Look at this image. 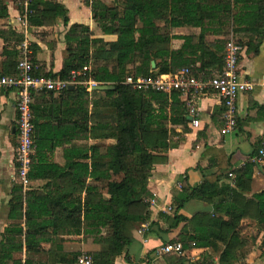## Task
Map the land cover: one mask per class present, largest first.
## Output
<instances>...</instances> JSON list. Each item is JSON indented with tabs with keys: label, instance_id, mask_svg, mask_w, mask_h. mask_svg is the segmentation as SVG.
Returning <instances> with one entry per match:
<instances>
[{
	"label": "trees",
	"instance_id": "obj_1",
	"mask_svg": "<svg viewBox=\"0 0 264 264\" xmlns=\"http://www.w3.org/2000/svg\"><path fill=\"white\" fill-rule=\"evenodd\" d=\"M24 1L0 0V20L8 18L12 3L20 16H25L27 29L53 27L58 20L68 26V10L56 0H26L25 6ZM83 3L90 8L100 35L95 36L86 25H70L63 36L64 58L57 74L41 70L35 60L39 47L35 42L30 47L35 77L63 80L72 71L87 66L89 70L60 96L48 91L32 95L35 149L27 179L45 183L27 189L14 183L8 224L0 234V264H74L80 252L65 250L68 238L91 241L95 247L88 253L92 264H114L121 256L130 263L126 248L133 240L132 232L144 224L151 230L153 225L148 190L152 171L166 163L169 150L184 142L190 129L178 92L133 90L125 84L126 78H155L190 68L196 78L206 80L223 70L230 37L250 58L259 54L264 39V0ZM177 28L198 29L199 33L171 35L170 30ZM40 35L46 33L41 31ZM210 37L214 39L208 40ZM0 39L7 57L2 75L13 76L20 57L15 47L23 42L24 34L0 30ZM172 40L183 43L174 50ZM11 44L14 48L8 51ZM54 47L55 43L50 50ZM89 80L113 90L90 92L83 84ZM263 119L264 105H257L255 117L242 121L237 117L235 127ZM83 136L96 143L87 147L76 144ZM106 140L114 142L101 145ZM263 146L264 142L256 145L253 154L236 169L223 150L205 147L202 158L207 157V163L196 167L200 183L172 194L168 230L181 225L177 242L182 243L183 255L167 254L170 263L185 264L193 248L212 254L223 248L218 264H239L237 252L245 244L240 239L241 221L253 210L249 216L257 220L259 229L264 224V192L245 199L253 174L261 167L251 160ZM58 149L62 150L63 166L50 161ZM192 200L208 204L212 210L186 218L180 211Z\"/></svg>",
	"mask_w": 264,
	"mask_h": 264
},
{
	"label": "crops",
	"instance_id": "obj_2",
	"mask_svg": "<svg viewBox=\"0 0 264 264\" xmlns=\"http://www.w3.org/2000/svg\"><path fill=\"white\" fill-rule=\"evenodd\" d=\"M56 1L63 4L68 10L69 23L67 27H64L62 22L58 20L56 26L36 30L27 29L24 33L20 13L16 5L12 3L8 9V18L0 20V30L2 32L14 31L19 35L24 34L23 40L28 41L30 47L33 42L37 43L39 51L35 54V60L38 67L45 72L52 71L54 74H57L62 67L65 50L63 36L70 25L83 24L88 26L90 32L95 36L100 35L92 20L90 8L84 5L83 0ZM18 5L20 4L18 3ZM41 31L46 33L44 37H41ZM198 33V29L191 28L170 30V34L174 36L197 35ZM213 39V37L208 38L210 41ZM53 43H55V47L51 51L50 46ZM182 43L181 40H172L170 47L176 50L180 48ZM19 45L15 47L17 51ZM3 47L4 42L0 39V75L6 71L7 65V57L4 55ZM12 48H14V45H9L8 51ZM238 72L242 80L252 85V90L241 94L237 100L238 119L242 121L246 117L254 118L256 106L264 105V39L257 56L247 57L244 50H242L238 61ZM90 98L94 99L93 94H90ZM182 100L184 101L183 97ZM197 107L199 127L192 128L190 123L188 124L190 132L185 135L184 142L177 148L169 150L166 163L156 165L149 179L148 190L153 201L150 204V223H153L151 230L148 227V230L143 234H138L137 231L140 227L135 229L132 232L133 240L126 248V257L130 263L126 261L124 256H121L115 260L114 264H172L166 259L168 255L159 254V249L165 243L169 241L177 242L181 238V225L168 230L172 222V194L182 187H193L200 183L201 175L196 167L198 165L205 166L207 163V157L202 158L205 147L223 150L229 156L233 169H236L241 167L253 154L256 145L264 142V119L242 122L238 128L235 127L229 134L221 135L223 107L217 97L209 94L198 100ZM53 114L54 116L57 114L55 110H53ZM17 120L16 93L10 89L0 88V234L8 224L10 193L14 183L17 182L14 162L18 139ZM113 142V140H106L100 143L107 146L113 144ZM94 143L96 142L88 139L87 136H83V138L76 141V144H82L85 147ZM61 155L62 150H56L50 156V161L63 166L64 160ZM261 167H264V165ZM44 183L43 181L29 182L24 189L28 187L40 188ZM179 185H181L180 189H178ZM261 192H264V171L262 170L254 172L251 190L246 194L245 199L251 200L253 194ZM211 210L210 205L192 200L185 204L180 214L190 218L199 212H210ZM250 214L253 216V210L247 213L241 221L243 231L240 233V239L245 244L244 248L237 252L241 259L239 264H264V224L259 229L257 220L251 218ZM68 239H70V242L65 244V250L86 253L84 246H89L90 251L95 249L90 240L85 243L80 242V238ZM42 247L47 248L44 245ZM222 250L223 248H218L216 253L212 254L206 249L193 248L186 255L187 261L185 264H208L211 261L212 264H218V257ZM35 258L39 257L35 256Z\"/></svg>",
	"mask_w": 264,
	"mask_h": 264
},
{
	"label": "built area",
	"instance_id": "obj_3",
	"mask_svg": "<svg viewBox=\"0 0 264 264\" xmlns=\"http://www.w3.org/2000/svg\"><path fill=\"white\" fill-rule=\"evenodd\" d=\"M26 5V0L24 1ZM24 33L27 31L25 16L21 17ZM19 60L16 65V73L13 76L0 75V88L10 89L16 93V111H17V146L15 149V179L23 187L29 184L27 174L30 168L31 160L34 155V142L32 124V95L34 93L48 91L56 95H61L68 87L78 84V78L84 76L89 70V66L84 67L82 71H72L66 79H48L44 77H35L34 66L32 64V51L28 41L18 46ZM242 52L240 45L236 43L233 37H230L225 45L224 67L220 74L212 78L203 80L196 78L190 68H183L175 74L160 75L155 78H133L127 77L125 84L131 89L137 91L154 90L169 94L172 91L178 92L184 98V104L187 110V117L192 128L199 127V115L197 102L199 99L213 94L219 100L223 107V127L220 130L221 135H227L232 132L237 123L238 110L237 100L243 93L252 90L251 83L240 78L238 72V61ZM90 91V87L98 85L89 80L83 83ZM254 164L264 165V146L261 147L251 160ZM255 171L260 172V169ZM231 179L234 175H228ZM181 185L178 186V189ZM153 201L150 200V204ZM148 230V224L140 226L138 234H143ZM159 254L183 255L182 243H168L159 249ZM74 264H92V258L88 253H80Z\"/></svg>",
	"mask_w": 264,
	"mask_h": 264
},
{
	"label": "water",
	"instance_id": "obj_4",
	"mask_svg": "<svg viewBox=\"0 0 264 264\" xmlns=\"http://www.w3.org/2000/svg\"><path fill=\"white\" fill-rule=\"evenodd\" d=\"M152 68H154L153 63H152ZM110 90H113V87L108 86V85L98 84V85H94V86L90 87V92H106V91H110Z\"/></svg>",
	"mask_w": 264,
	"mask_h": 264
},
{
	"label": "rangeland",
	"instance_id": "obj_5",
	"mask_svg": "<svg viewBox=\"0 0 264 264\" xmlns=\"http://www.w3.org/2000/svg\"><path fill=\"white\" fill-rule=\"evenodd\" d=\"M108 3H110V1H107ZM189 210V209H188ZM189 212V211H188ZM79 245V244H78ZM84 250L87 251L86 253H89V251L91 250L89 246H84Z\"/></svg>",
	"mask_w": 264,
	"mask_h": 264
}]
</instances>
